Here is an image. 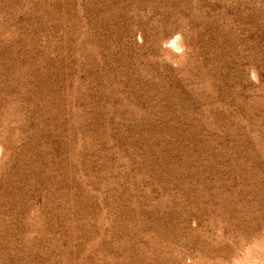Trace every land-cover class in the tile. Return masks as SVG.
I'll list each match as a JSON object with an SVG mask.
<instances>
[{
	"label": "rangeland",
	"instance_id": "374dc122",
	"mask_svg": "<svg viewBox=\"0 0 264 264\" xmlns=\"http://www.w3.org/2000/svg\"><path fill=\"white\" fill-rule=\"evenodd\" d=\"M0 264H264V0H0Z\"/></svg>",
	"mask_w": 264,
	"mask_h": 264
}]
</instances>
